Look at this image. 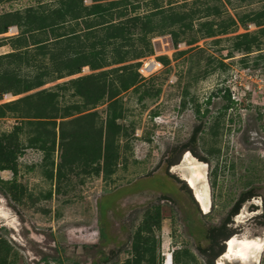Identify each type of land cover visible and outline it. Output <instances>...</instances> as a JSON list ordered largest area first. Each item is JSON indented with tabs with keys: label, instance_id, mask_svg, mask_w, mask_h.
Listing matches in <instances>:
<instances>
[{
	"label": "rangeland",
	"instance_id": "1",
	"mask_svg": "<svg viewBox=\"0 0 264 264\" xmlns=\"http://www.w3.org/2000/svg\"><path fill=\"white\" fill-rule=\"evenodd\" d=\"M52 1L7 0L0 13ZM134 1L141 11L147 0ZM262 7L264 0H251L228 13ZM260 28L247 23L191 46L175 44L167 34L152 37L151 55L137 60L134 69L137 84L120 91L113 103L80 108L86 116L78 117L72 112L80 102L73 89H53L56 113L72 114L64 119L72 123L60 129L58 119L0 118V264H209L198 251L207 247L203 230L219 224L249 187L259 196L244 202L227 226L235 239L264 242V221L258 217L264 198ZM244 33L245 39H233ZM9 51L0 48V54ZM150 59L159 67L141 72ZM97 72L82 67L37 90ZM18 97L3 94L0 103ZM61 133L60 139L76 146L63 145ZM182 147L189 150L180 154ZM186 152L205 164L206 214L186 183ZM218 260L254 264L234 256Z\"/></svg>",
	"mask_w": 264,
	"mask_h": 264
},
{
	"label": "trees",
	"instance_id": "2",
	"mask_svg": "<svg viewBox=\"0 0 264 264\" xmlns=\"http://www.w3.org/2000/svg\"><path fill=\"white\" fill-rule=\"evenodd\" d=\"M5 1L0 0V5ZM250 1L147 0L142 2L143 9L139 11L140 4L134 0H90L89 5H84L83 0H54L0 13V48L8 46L10 49L0 54V99L3 94L19 96L0 103V118L12 114L16 119H58L60 129L72 123L64 120L72 114L56 113L57 94L53 89H73L72 96L80 102L72 112L84 117L86 115L81 113L85 110L80 108H93L103 101L113 103L120 91L137 84L134 71L139 64L137 60L151 55L150 41L154 36L167 34L175 44L182 42L191 46L200 39L234 33L238 26L247 23L261 27L259 31L264 32V7L247 14L228 13V8L235 10ZM209 17L212 20H208ZM12 25L17 34L2 36ZM246 37L248 34L244 33L233 39L238 41ZM109 66L115 67L103 70ZM82 67L98 72L37 90L46 83L78 74ZM30 91L34 92L27 94ZM60 136L62 133L59 139ZM60 140H65L63 145L76 146L66 138ZM96 142L102 144L100 135ZM186 150L189 149L182 147L180 154ZM7 154L14 156L10 150ZM176 162L177 159L168 161L167 165L173 166ZM255 189L249 187L241 191L219 224L203 230L207 247L198 248V251L209 257V264L224 254L225 242L234 234L227 226L230 218L244 202L259 196ZM261 201L258 217L264 221V198ZM97 210L103 209L99 205ZM100 260L106 262L105 258Z\"/></svg>",
	"mask_w": 264,
	"mask_h": 264
},
{
	"label": "bare ground",
	"instance_id": "3",
	"mask_svg": "<svg viewBox=\"0 0 264 264\" xmlns=\"http://www.w3.org/2000/svg\"><path fill=\"white\" fill-rule=\"evenodd\" d=\"M142 67L145 68L146 71L151 72L155 70L156 62L150 59L149 61L145 62ZM183 162H188L190 169L186 176V183L189 186V189L192 188L194 190L193 198L195 199L196 203H198L201 212L206 214L209 211L210 202L208 198V189L204 184L205 179L203 178V173L201 172V170H205V164L196 159H192L188 152H186L183 156ZM225 246L226 248H224L225 252H223V257L228 259L231 256H234L236 259L239 258L240 260H243L244 263L253 261L254 264H259L260 254L264 249V242L262 240L257 241L254 239L245 238L241 240L232 237L225 242ZM215 263L222 264V261L218 260L215 261Z\"/></svg>",
	"mask_w": 264,
	"mask_h": 264
},
{
	"label": "built area",
	"instance_id": "4",
	"mask_svg": "<svg viewBox=\"0 0 264 264\" xmlns=\"http://www.w3.org/2000/svg\"><path fill=\"white\" fill-rule=\"evenodd\" d=\"M7 33L15 35L16 34V28L15 27H8L7 28ZM142 69L143 70H140L141 72L146 71L145 68H142Z\"/></svg>",
	"mask_w": 264,
	"mask_h": 264
},
{
	"label": "flooded vegetation",
	"instance_id": "5",
	"mask_svg": "<svg viewBox=\"0 0 264 264\" xmlns=\"http://www.w3.org/2000/svg\"><path fill=\"white\" fill-rule=\"evenodd\" d=\"M195 200V199H194ZM197 205H198V203H197ZM199 207V206H198Z\"/></svg>",
	"mask_w": 264,
	"mask_h": 264
},
{
	"label": "water",
	"instance_id": "6",
	"mask_svg": "<svg viewBox=\"0 0 264 264\" xmlns=\"http://www.w3.org/2000/svg\"><path fill=\"white\" fill-rule=\"evenodd\" d=\"M223 251H224V249H223Z\"/></svg>",
	"mask_w": 264,
	"mask_h": 264
}]
</instances>
